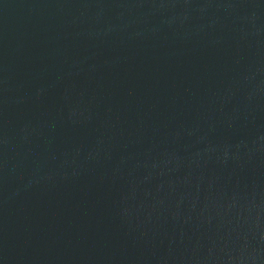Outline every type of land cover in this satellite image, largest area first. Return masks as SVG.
<instances>
[{
  "label": "water",
  "instance_id": "1",
  "mask_svg": "<svg viewBox=\"0 0 264 264\" xmlns=\"http://www.w3.org/2000/svg\"><path fill=\"white\" fill-rule=\"evenodd\" d=\"M0 264H264V0H0Z\"/></svg>",
  "mask_w": 264,
  "mask_h": 264
}]
</instances>
